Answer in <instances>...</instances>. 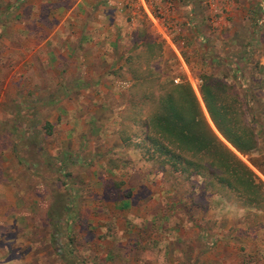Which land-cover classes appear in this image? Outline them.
I'll return each mask as SVG.
<instances>
[{"label":"rangeland","instance_id":"1","mask_svg":"<svg viewBox=\"0 0 264 264\" xmlns=\"http://www.w3.org/2000/svg\"><path fill=\"white\" fill-rule=\"evenodd\" d=\"M78 1L0 0V262L264 264V214L204 191L199 177L158 172L139 150L124 149L117 134L130 125L123 111L136 81L130 69L137 68L162 84L187 81L221 139L201 102L200 77L225 80L242 100L251 98L253 81L264 82L263 25L250 31L259 11L251 10L233 42L222 32L211 42L187 39L173 10L158 22L173 45L165 35L148 40V62L132 42L124 53H86L84 69L76 70L70 66L78 57L68 55L64 41L81 28ZM149 2L163 0L144 6ZM116 3L120 17H138L144 33L151 29L141 2ZM194 3L193 15L202 5L208 21L221 16L222 2ZM70 19L75 28L67 27ZM239 47L245 52L236 53ZM256 94L254 110L264 115V87ZM259 141L251 155L257 169L223 142L264 183Z\"/></svg>","mask_w":264,"mask_h":264},{"label":"trees","instance_id":"2","mask_svg":"<svg viewBox=\"0 0 264 264\" xmlns=\"http://www.w3.org/2000/svg\"><path fill=\"white\" fill-rule=\"evenodd\" d=\"M151 54H144L147 62ZM131 61L128 57L127 62ZM260 69L263 72L264 66ZM130 70L136 73V81L128 87L130 99L123 111L130 125L117 132L123 148L139 150L164 175L199 177L204 191L264 214L263 181L212 130L190 84L184 80L162 84L145 77L141 69ZM200 80L199 95L214 130L252 167L259 168L251 155L259 148L260 136L264 138V115L254 110L256 90L264 82L253 81L251 100H242L225 80L210 74ZM45 128L46 135L52 136V125L46 122ZM122 202L127 205V198Z\"/></svg>","mask_w":264,"mask_h":264},{"label":"crops","instance_id":"3","mask_svg":"<svg viewBox=\"0 0 264 264\" xmlns=\"http://www.w3.org/2000/svg\"><path fill=\"white\" fill-rule=\"evenodd\" d=\"M138 1L142 3L144 12L152 23L151 24L148 21L152 30H148L147 33H144L143 29L140 28L142 27L143 22L138 17L132 16L130 19L126 20L119 16L117 12V0H79L77 6L81 7L80 12L82 14L80 15V18L83 20L81 23V28L79 27L77 30L78 32L72 34L69 40L64 41L67 50L70 52L68 55L70 57L73 55L78 57V60H71L72 64L70 67L76 70L84 69V56L86 53L103 54L107 53L108 50H110L111 53H124L123 50L131 49L132 42H138L139 47L135 51L142 49L143 53H148V47L146 46V44L149 43L148 40H153L154 42L158 43L160 38H163L162 35H165L164 38L169 43H172L168 34L163 31L161 26L150 18L149 13L144 6L143 0ZM194 1L195 0H182L181 2H177L176 0L175 2L173 1L175 10L173 12V17L180 31L184 33L186 32L185 35L187 39L194 36L193 39L195 41L196 38H198L200 41H208V39H211V42H215L217 41V34L222 32L224 35L226 33V36H228L227 41L233 42L234 40H231L230 37H234V34L240 30L241 26L250 24L248 15L251 14V10L259 11V14L257 13L255 20H251V24L254 25L255 28H251L250 31L253 30L255 33H257V31L260 32L261 30L256 29L258 25H263L262 29L264 30V0H216L223 3L221 16H211L209 21L207 18L208 15L206 14V9L202 5V13L199 15L198 13L193 15L198 7L195 5ZM196 1L201 3L202 0ZM206 1L208 2V0ZM114 10H116V12ZM83 11L86 14L85 17L83 15ZM69 25L67 27L75 28V25L71 19L69 20ZM196 28H202L201 33H198ZM125 30L128 32L126 33ZM213 33H215V35ZM256 41L257 40L255 39V42ZM126 44L129 45L127 48H124ZM262 44L263 42H261V45ZM135 51H132V53ZM244 52V48L241 50L239 47V51L236 53ZM262 53H264V50H262ZM51 54L52 53L48 55V62L51 61ZM48 65V68L54 66L53 63H49ZM116 68H119V66L116 65ZM79 78L83 77L80 76ZM83 83L86 85L85 81ZM124 202H126V200ZM2 239H4L3 236H1L0 240ZM4 248L5 246L1 247V249ZM7 262L8 260H5L3 263L0 262V264H8Z\"/></svg>","mask_w":264,"mask_h":264},{"label":"built area","instance_id":"4","mask_svg":"<svg viewBox=\"0 0 264 264\" xmlns=\"http://www.w3.org/2000/svg\"><path fill=\"white\" fill-rule=\"evenodd\" d=\"M212 0H210L211 2ZM144 5H145V0H143ZM160 2H162V0H160ZM148 4V6L150 7H145L147 12L149 13L150 18L155 22L158 23L160 21H162L163 19L166 18V14H168L169 12L171 13L174 10V5H173V0H163V3H161L160 5H156V7H152V3H146ZM210 6L214 8L213 3L210 4ZM215 11V10H214ZM171 27H173V25H171Z\"/></svg>","mask_w":264,"mask_h":264},{"label":"water","instance_id":"5","mask_svg":"<svg viewBox=\"0 0 264 264\" xmlns=\"http://www.w3.org/2000/svg\"><path fill=\"white\" fill-rule=\"evenodd\" d=\"M219 135V134H218ZM220 136V135H219ZM221 137V136H220ZM221 139L223 140V141H225L222 137H221ZM226 142V141H225ZM227 143V142H226ZM228 144V143H227ZM229 145V144H228ZM230 146V145H229ZM231 147V146H230ZM232 148V147H231ZM233 149V148H232ZM234 150V149H233ZM235 151V150H234Z\"/></svg>","mask_w":264,"mask_h":264}]
</instances>
